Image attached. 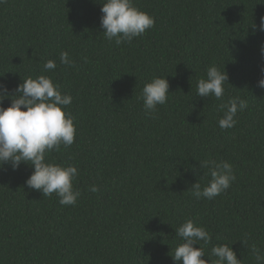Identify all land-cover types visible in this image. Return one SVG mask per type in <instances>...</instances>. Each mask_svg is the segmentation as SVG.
<instances>
[{"label": "trees", "instance_id": "1", "mask_svg": "<svg viewBox=\"0 0 264 264\" xmlns=\"http://www.w3.org/2000/svg\"><path fill=\"white\" fill-rule=\"evenodd\" d=\"M104 2L0 3V83L11 91L47 75L72 96L66 111L75 117V141L46 160L76 165L81 192L75 206L61 205L25 185L31 166L5 165L0 264H182L171 255L181 242L175 230L188 219L211 234L199 245L204 259L228 244L243 264H255L252 246L264 255V90L257 87L264 0H134L155 24L119 46L100 27ZM62 51L74 68L60 63ZM48 60L57 67L45 72ZM212 65L229 78L220 100L196 92ZM155 77H167L170 94L146 116L142 89ZM232 97L248 107L222 130L219 105ZM205 160L227 161L236 175L212 200L191 191L211 179Z\"/></svg>", "mask_w": 264, "mask_h": 264}, {"label": "clouds", "instance_id": "2", "mask_svg": "<svg viewBox=\"0 0 264 264\" xmlns=\"http://www.w3.org/2000/svg\"><path fill=\"white\" fill-rule=\"evenodd\" d=\"M100 10V27L104 30V37L108 41L114 40L117 46L130 43L155 24V18L136 7L134 0H105ZM259 30L264 31V17L260 19ZM261 55L264 56V45L261 46ZM59 59L62 65L75 67V62L67 51H62ZM56 67L54 60H48L43 65L45 72L53 71ZM261 72L264 73V67ZM228 79L225 70L221 71L217 65L210 66L206 71V78L197 82V96L222 99L225 85L229 84ZM169 87L167 77H155L145 83L141 99L146 116H154L157 106L168 101ZM257 87L264 90V78L258 81ZM6 99H10L11 104L4 108ZM71 103L72 96L62 93L59 84H55L52 77L47 75L28 77L11 91L0 83V170L5 165H9L12 171H17L21 164L31 166L33 171L25 185L40 191L44 197L55 194L59 203L64 206H75L81 196V192L73 184L79 174L78 167L48 162L46 154L59 152L61 146L68 148L75 141V117L66 111ZM247 107V101L239 97H232L226 103H221L219 110L222 116L218 120V126L222 130L233 128L238 122V112ZM201 168L208 169L207 174L211 179L203 189L199 182L192 185V195L197 199L212 200L226 192L236 180L233 166L227 161L205 160L201 163ZM89 191L96 193L99 189L92 185ZM175 236L181 241L175 247L174 255H171L175 262L243 264V260L237 258L236 252L228 244L214 246L211 256L204 259V248L199 245L200 242L209 243L211 234L205 227L196 226L191 219L175 230ZM242 242L247 244V238ZM251 252L255 264H264V255L256 245L252 246Z\"/></svg>", "mask_w": 264, "mask_h": 264}]
</instances>
